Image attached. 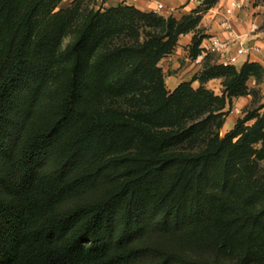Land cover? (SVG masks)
Segmentation results:
<instances>
[{
    "label": "trees",
    "instance_id": "16d2710c",
    "mask_svg": "<svg viewBox=\"0 0 264 264\" xmlns=\"http://www.w3.org/2000/svg\"><path fill=\"white\" fill-rule=\"evenodd\" d=\"M62 1L0 0V264L253 262L264 115L219 130L264 67L206 62L171 91L159 65L217 0L182 18ZM214 78L221 95L204 85ZM199 138V150L178 149Z\"/></svg>",
    "mask_w": 264,
    "mask_h": 264
},
{
    "label": "crops",
    "instance_id": "0c3cea01",
    "mask_svg": "<svg viewBox=\"0 0 264 264\" xmlns=\"http://www.w3.org/2000/svg\"><path fill=\"white\" fill-rule=\"evenodd\" d=\"M73 0H63L61 7H67ZM205 0H97V7H112L120 4L134 5L144 11H154L164 16H175L182 18L185 15L195 13L199 8L204 7ZM231 0H217V2L203 12L202 19L198 24L197 30L182 34L179 37L178 44L175 49L163 57L159 62L165 74L166 85L169 90L173 91L178 85L184 81H191L195 75L199 74L206 62L221 63V55L219 53H209L204 57L192 58L190 56L191 47L193 45L194 35L199 32L206 34L201 47L204 48L209 38L214 34L225 35V30L221 24L225 16V9ZM245 1V0H240ZM67 2L68 4H64ZM233 26L241 33L249 32L252 29V18L249 12L237 10L231 17ZM251 44L259 45L260 52H251L250 54L241 55L239 61L236 63L241 67L246 61H256L263 65L264 59V30L256 29L252 33ZM235 48L232 46L230 52H234ZM207 56V57H206ZM214 78L209 80H217ZM221 80V79H220ZM196 86L200 85L198 79L194 80ZM250 85H255V81L251 80ZM264 91V81L260 84ZM252 95L247 94L243 96L233 97L232 106L241 110L243 106L249 102ZM237 121V118L227 119L225 122L226 131L232 129Z\"/></svg>",
    "mask_w": 264,
    "mask_h": 264
},
{
    "label": "rangeland",
    "instance_id": "374dc122",
    "mask_svg": "<svg viewBox=\"0 0 264 264\" xmlns=\"http://www.w3.org/2000/svg\"><path fill=\"white\" fill-rule=\"evenodd\" d=\"M88 5L90 6H96L97 0H85ZM243 2V1H242ZM65 5L68 4L67 2L64 3ZM244 4V11H247L251 15L252 25L255 24L260 30H264V0H245L243 2ZM223 20V19H222ZM72 35H69L66 40L64 41V45L66 46L70 40L72 39ZM221 79V80H220ZM196 83H192V86L194 89L199 88V86H196ZM208 89L214 91L217 95H221L223 91V80L222 78H218L217 80H213L212 82H207L204 84ZM127 100H115L112 104L116 107L125 108L129 104ZM233 108L232 104L227 105V107L224 109L226 115L224 116L225 122L229 121L231 118H237V120L241 117H244L245 115L249 113L254 114H260L261 116L264 115V91L261 86L256 88V92L252 94L251 99L249 102H247L240 112H232L231 109ZM255 121V119L248 122V124H252ZM225 122L223 126L220 128V135L225 136L226 133L229 131H226L227 128H225ZM260 143L257 145L260 147ZM203 147V144L199 139L188 141L182 145L179 146L180 151L184 152H194L196 150H199ZM261 167L264 169V159L260 161ZM225 263L226 264H241L237 253L233 252L232 254L225 257ZM249 264H264V249L261 250V252L258 254L257 258L249 263Z\"/></svg>",
    "mask_w": 264,
    "mask_h": 264
},
{
    "label": "built area",
    "instance_id": "2783aa9c",
    "mask_svg": "<svg viewBox=\"0 0 264 264\" xmlns=\"http://www.w3.org/2000/svg\"><path fill=\"white\" fill-rule=\"evenodd\" d=\"M244 4L240 0H231L229 5L225 9V16L221 21L224 27L225 35L214 34L209 38L208 44L203 48L202 52L198 55L204 57L209 53H219L221 55V64L233 65L239 61L241 55L250 54L251 52H260L261 47L259 45L251 44L252 33L258 29L253 24L252 29L249 32H239L232 23V15L237 10H242ZM235 48L234 52H230L231 47ZM264 67V59H263ZM232 112H240L238 108H232Z\"/></svg>",
    "mask_w": 264,
    "mask_h": 264
}]
</instances>
